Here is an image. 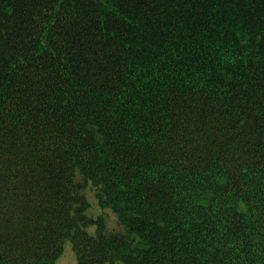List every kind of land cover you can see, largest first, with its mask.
Returning <instances> with one entry per match:
<instances>
[{
	"label": "trees",
	"instance_id": "obj_1",
	"mask_svg": "<svg viewBox=\"0 0 264 264\" xmlns=\"http://www.w3.org/2000/svg\"><path fill=\"white\" fill-rule=\"evenodd\" d=\"M67 249L264 264V0H0V264Z\"/></svg>",
	"mask_w": 264,
	"mask_h": 264
},
{
	"label": "rangeland",
	"instance_id": "obj_2",
	"mask_svg": "<svg viewBox=\"0 0 264 264\" xmlns=\"http://www.w3.org/2000/svg\"><path fill=\"white\" fill-rule=\"evenodd\" d=\"M82 193L85 195V191L82 190ZM93 194H94V197H95V202L90 203L91 204V208L88 210V214L95 217V216L101 214L102 211L100 210L99 201H98L97 195H96L94 190H93ZM90 199H93V197L90 196ZM104 213H105L107 219H111V221H109L111 226H114L116 224L115 216L112 215L110 217V212L109 211H105ZM74 257H75V252L67 249L66 252L63 254V256L59 259L57 264H75L76 261H75ZM121 264H124V263H121Z\"/></svg>",
	"mask_w": 264,
	"mask_h": 264
}]
</instances>
